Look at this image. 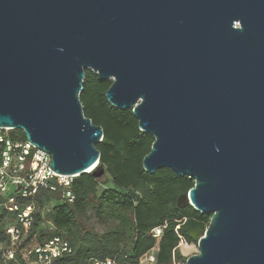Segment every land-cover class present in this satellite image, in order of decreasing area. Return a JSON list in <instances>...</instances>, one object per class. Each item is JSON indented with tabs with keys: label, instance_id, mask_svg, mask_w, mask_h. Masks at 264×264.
Returning a JSON list of instances; mask_svg holds the SVG:
<instances>
[{
	"label": "water",
	"instance_id": "1",
	"mask_svg": "<svg viewBox=\"0 0 264 264\" xmlns=\"http://www.w3.org/2000/svg\"><path fill=\"white\" fill-rule=\"evenodd\" d=\"M152 135L148 172L210 214L186 264H264V0H0V126L59 174H103L85 69Z\"/></svg>",
	"mask_w": 264,
	"mask_h": 264
},
{
	"label": "trees",
	"instance_id": "2",
	"mask_svg": "<svg viewBox=\"0 0 264 264\" xmlns=\"http://www.w3.org/2000/svg\"><path fill=\"white\" fill-rule=\"evenodd\" d=\"M84 71L79 98L85 116L103 127L102 139L96 146L100 150L98 164L104 172L97 176L91 171L74 176L72 202L61 201V187L37 192L35 205L45 199L59 201L50 209V219L55 234L67 239L71 246L70 252L56 258V264H93V258L114 256L120 264H138L156 243L152 236L155 228H161L155 261L164 264L186 260L179 243L194 241L189 231L204 229L210 219V214L194 209L189 203H179V196L193 186V179L177 175L168 167L157 168L153 173L146 171L142 158L150 149L152 135L138 128L130 108H117L107 101L104 92L111 79L98 80L96 72L87 68ZM10 134L25 139L20 129H11ZM108 182L113 186H108ZM99 185L103 186L100 191ZM6 214L0 208V246L5 248L0 250V264L3 253L10 247L14 250L12 259L20 264H28L30 258L36 261L35 254L25 253L24 247L51 236H37L39 215L34 213L26 240L12 245L5 234V227L12 219L5 217ZM92 218L103 228L97 229Z\"/></svg>",
	"mask_w": 264,
	"mask_h": 264
},
{
	"label": "built area",
	"instance_id": "3",
	"mask_svg": "<svg viewBox=\"0 0 264 264\" xmlns=\"http://www.w3.org/2000/svg\"><path fill=\"white\" fill-rule=\"evenodd\" d=\"M10 130L8 127L0 126V208L6 210L5 217L12 219L5 227V234L14 245L26 240L33 226L34 199L40 189L56 190L61 187L60 199L63 202H72L75 194L71 189L74 176L52 171L49 166L51 157L46 150L33 145L26 138L13 137ZM160 235L161 228H155L152 236L156 243L146 253V258L150 262L155 260ZM24 251L27 254H35L37 264H56V258L70 252L71 246L67 239L59 234H53L43 242L24 247ZM5 256L14 257L12 247L6 249ZM92 263L120 264L115 256L105 259L93 258Z\"/></svg>",
	"mask_w": 264,
	"mask_h": 264
},
{
	"label": "rangeland",
	"instance_id": "4",
	"mask_svg": "<svg viewBox=\"0 0 264 264\" xmlns=\"http://www.w3.org/2000/svg\"><path fill=\"white\" fill-rule=\"evenodd\" d=\"M108 186H113L111 182L107 183ZM103 188L102 185H99L98 191H100ZM59 203L57 199H45L40 204L35 205V212L39 215V219L37 221V226L35 229V232L37 236H49L56 233V229L50 219V209ZM92 223H94L95 227L97 229H102L103 225L99 222L95 221L93 218L91 219ZM36 241V236L33 238V242ZM5 248L0 246V250H4ZM157 250V246H156ZM179 250L183 256L186 258L192 254H195L198 252V245L196 240L186 243V242H180L179 243ZM153 252V251H151ZM141 261L138 264H158L155 260L153 262H150L146 258V254H144L141 258ZM2 262L3 264H20L17 259L8 258L7 256L2 255ZM28 264H37V262L33 259L27 260ZM164 264H186V260L181 261H172L170 263H164Z\"/></svg>",
	"mask_w": 264,
	"mask_h": 264
}]
</instances>
